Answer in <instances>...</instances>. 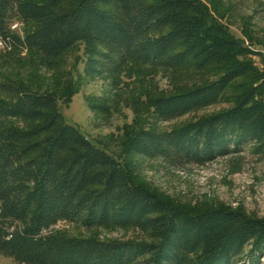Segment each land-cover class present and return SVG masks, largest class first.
Segmentation results:
<instances>
[{
    "label": "trees",
    "instance_id": "trees-1",
    "mask_svg": "<svg viewBox=\"0 0 264 264\" xmlns=\"http://www.w3.org/2000/svg\"><path fill=\"white\" fill-rule=\"evenodd\" d=\"M19 20L23 33L11 28ZM0 39L56 68L84 45L87 75L152 66H224L193 89L151 98L170 120L219 100L237 78L228 109L181 126L137 128L125 154L171 166L205 164L252 144L264 155V69L238 55L259 51L235 37L200 0H0ZM0 255L16 264H256L264 219L223 206L189 213L133 179L126 164L68 121L54 93L0 81ZM60 221L84 227L137 226L149 240L69 236Z\"/></svg>",
    "mask_w": 264,
    "mask_h": 264
},
{
    "label": "rangeland",
    "instance_id": "rangeland-1",
    "mask_svg": "<svg viewBox=\"0 0 264 264\" xmlns=\"http://www.w3.org/2000/svg\"><path fill=\"white\" fill-rule=\"evenodd\" d=\"M200 1L235 37L262 54V59L256 54H239L238 59L264 69V0ZM25 29L26 25L22 24L18 31L23 33ZM84 62L83 43L64 53L56 68L42 67L34 54L7 50L0 44V81L15 78L33 88L54 93L66 119L95 144L123 161L135 181L187 212L223 206L240 210L251 218L264 219V155L255 154L252 144L205 164L180 167L171 166L158 157L125 154L126 141L137 128L169 130L228 109L234 104V95L241 91L239 85L244 78L235 79L217 102L161 120L151 98L211 82L221 76L224 66L162 67L131 61L120 72L87 75ZM53 230L69 236L104 240L150 239L149 232L137 226L87 228L60 221ZM0 264L16 263L0 255ZM256 264H264V254Z\"/></svg>",
    "mask_w": 264,
    "mask_h": 264
},
{
    "label": "built area",
    "instance_id": "built-area-1",
    "mask_svg": "<svg viewBox=\"0 0 264 264\" xmlns=\"http://www.w3.org/2000/svg\"><path fill=\"white\" fill-rule=\"evenodd\" d=\"M22 23L19 20H13L11 22V28L14 30H18L21 27ZM0 44L3 46L4 43L2 42V40L0 39Z\"/></svg>",
    "mask_w": 264,
    "mask_h": 264
}]
</instances>
